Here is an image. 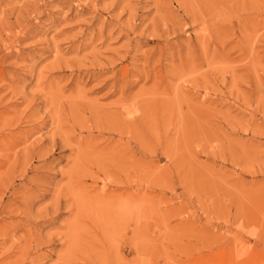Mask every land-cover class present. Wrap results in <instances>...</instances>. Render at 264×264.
Masks as SVG:
<instances>
[{
  "label": "rangeland",
  "instance_id": "1",
  "mask_svg": "<svg viewBox=\"0 0 264 264\" xmlns=\"http://www.w3.org/2000/svg\"><path fill=\"white\" fill-rule=\"evenodd\" d=\"M0 264H264V0H0Z\"/></svg>",
  "mask_w": 264,
  "mask_h": 264
}]
</instances>
